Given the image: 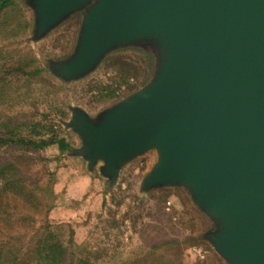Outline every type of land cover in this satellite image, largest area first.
<instances>
[{"label":"water","instance_id":"water-1","mask_svg":"<svg viewBox=\"0 0 264 264\" xmlns=\"http://www.w3.org/2000/svg\"><path fill=\"white\" fill-rule=\"evenodd\" d=\"M76 55L56 65L66 80L92 71L114 48L160 41L158 77L100 123L76 112L88 161L117 178L156 150L146 189L190 186L223 229L210 236L231 264H264V0H33L40 38L91 2Z\"/></svg>","mask_w":264,"mask_h":264},{"label":"rangeland","instance_id":"rangeland-1","mask_svg":"<svg viewBox=\"0 0 264 264\" xmlns=\"http://www.w3.org/2000/svg\"><path fill=\"white\" fill-rule=\"evenodd\" d=\"M33 0H10L0 12V168L12 162L30 178L47 225L74 264H231L210 241L222 223L200 208L188 185L146 189L159 156L150 150L125 163L118 177L105 161H88L85 139L72 128L76 112L104 115L160 74V41L121 45L86 75L66 80L56 65L79 48L91 2L37 38ZM51 138L69 150H37Z\"/></svg>","mask_w":264,"mask_h":264},{"label":"trees","instance_id":"trees-1","mask_svg":"<svg viewBox=\"0 0 264 264\" xmlns=\"http://www.w3.org/2000/svg\"><path fill=\"white\" fill-rule=\"evenodd\" d=\"M10 0H0V12ZM37 150H69L64 139L51 138ZM41 197L30 187V178L12 162L0 168V264H74L59 235L47 225Z\"/></svg>","mask_w":264,"mask_h":264}]
</instances>
